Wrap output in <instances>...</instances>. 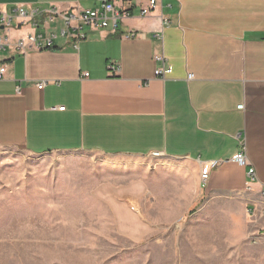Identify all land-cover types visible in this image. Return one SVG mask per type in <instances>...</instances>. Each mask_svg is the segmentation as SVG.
<instances>
[{
    "label": "crops",
    "instance_id": "1",
    "mask_svg": "<svg viewBox=\"0 0 264 264\" xmlns=\"http://www.w3.org/2000/svg\"><path fill=\"white\" fill-rule=\"evenodd\" d=\"M149 3L123 0L117 7L128 15L116 31L88 28L86 39L76 41L61 35L62 18L48 22L46 10L96 8L99 0H0L16 24L1 31L13 43L30 33L56 35L54 49L12 45L0 52L7 65L0 148L93 151L126 160L161 155L177 171L153 173L157 184L158 177L193 178L197 200L237 204L248 218L247 235L264 241V0ZM144 8L150 12L143 15ZM18 9L26 15L18 17ZM157 54L172 67L166 78L155 73L162 65ZM244 148L246 166L232 161ZM210 161L220 163L203 182Z\"/></svg>",
    "mask_w": 264,
    "mask_h": 264
},
{
    "label": "rangeland",
    "instance_id": "2",
    "mask_svg": "<svg viewBox=\"0 0 264 264\" xmlns=\"http://www.w3.org/2000/svg\"><path fill=\"white\" fill-rule=\"evenodd\" d=\"M175 165L1 147L0 264H264L237 204L151 176Z\"/></svg>",
    "mask_w": 264,
    "mask_h": 264
},
{
    "label": "built area",
    "instance_id": "3",
    "mask_svg": "<svg viewBox=\"0 0 264 264\" xmlns=\"http://www.w3.org/2000/svg\"><path fill=\"white\" fill-rule=\"evenodd\" d=\"M100 6L96 8H73L67 11H61L56 7H51L46 10L47 20L48 22L55 21L57 18L63 19V29L61 31L62 36L71 35L78 40L86 39L87 33L86 29H105L109 28L113 31H116L119 27V20L128 15V11L123 8H118L117 4L123 2V0H99ZM157 0H150L149 7H155ZM18 17H24L26 12L24 9L17 10ZM150 12L149 8L142 9V14H148ZM13 16L6 14L0 9V52L5 50L7 47L14 45L17 49L26 51L27 49L35 48L37 50L44 49H54L56 46L54 45V38L56 35L50 34L49 36H43L42 33H30L27 37L19 39L17 42L13 43L12 39L9 36V33H2L1 31H9L14 26ZM131 36H135L136 34L132 33ZM77 47V45H75ZM155 59L158 62H162V65L157 67L155 73L157 76L161 78H166V76L172 72V67L167 66L165 64V58L162 54L155 55ZM115 68L116 66H111ZM7 72V65L5 63H0V81L5 78V74ZM86 77L89 76V73L86 72L84 74ZM189 77H193V75H189ZM39 88H43L45 86V82L41 81L37 83ZM244 105H240L239 108H243ZM65 107H61L60 110H64ZM160 153V152H156ZM155 154V153H154ZM232 161L246 166L248 165L247 156L245 153V148L235 154L232 157ZM218 161H210L206 163L201 170L202 178H204V182H207L210 171L213 167L219 165ZM248 175L251 181H255L257 179L256 171L254 167H250L248 171Z\"/></svg>",
    "mask_w": 264,
    "mask_h": 264
},
{
    "label": "bare ground",
    "instance_id": "4",
    "mask_svg": "<svg viewBox=\"0 0 264 264\" xmlns=\"http://www.w3.org/2000/svg\"><path fill=\"white\" fill-rule=\"evenodd\" d=\"M157 155V154H156ZM201 178H202V175H201ZM202 181L204 182V178H202Z\"/></svg>",
    "mask_w": 264,
    "mask_h": 264
}]
</instances>
